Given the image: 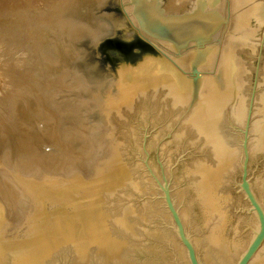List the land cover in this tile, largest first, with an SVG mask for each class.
<instances>
[{
	"label": "water",
	"instance_id": "water-1",
	"mask_svg": "<svg viewBox=\"0 0 264 264\" xmlns=\"http://www.w3.org/2000/svg\"><path fill=\"white\" fill-rule=\"evenodd\" d=\"M134 2L170 43L103 44L91 154L24 172L0 144V264H264V0H195L183 48Z\"/></svg>",
	"mask_w": 264,
	"mask_h": 264
},
{
	"label": "rangeland",
	"instance_id": "rangeland-1",
	"mask_svg": "<svg viewBox=\"0 0 264 264\" xmlns=\"http://www.w3.org/2000/svg\"><path fill=\"white\" fill-rule=\"evenodd\" d=\"M176 1L158 0L159 10L180 17L195 3L181 7L185 1ZM135 8L134 0H0V144L8 145L3 163L11 159L12 142L24 172L40 161L66 174L91 154L92 135L103 128L92 118L106 82L99 66L103 44L131 41L137 33L170 43L143 30ZM105 15L120 26L113 28Z\"/></svg>",
	"mask_w": 264,
	"mask_h": 264
},
{
	"label": "flooded vegetation",
	"instance_id": "flooded-vegetation-1",
	"mask_svg": "<svg viewBox=\"0 0 264 264\" xmlns=\"http://www.w3.org/2000/svg\"><path fill=\"white\" fill-rule=\"evenodd\" d=\"M147 7V6H146ZM153 8L149 7L150 12L153 14L156 18H165V19H172L179 21L182 19L183 21L186 19L187 24L182 26L178 23L183 22L179 21L177 23L168 24L167 27H165L164 34L166 35V39L172 40L177 47H185L190 41H199L204 40V37L209 34L211 25L208 26L209 21L204 18L201 19L199 16H192V17H173V16H164L159 10L157 6H152ZM189 18H192L190 21ZM179 19V20H178ZM202 22V23H201ZM205 26L204 30L202 29V26ZM166 25V24H165ZM154 41V40H151ZM157 42V41H155ZM162 43V42H161ZM168 44V43H163Z\"/></svg>",
	"mask_w": 264,
	"mask_h": 264
},
{
	"label": "bare ground",
	"instance_id": "bare-ground-1",
	"mask_svg": "<svg viewBox=\"0 0 264 264\" xmlns=\"http://www.w3.org/2000/svg\"><path fill=\"white\" fill-rule=\"evenodd\" d=\"M121 1H122V0H121ZM179 1H180L181 3H183V2L185 1V2L181 5V7H184L185 5H187L188 2H190V0H179ZM176 2L178 3V0H177ZM181 3H180V4H181ZM67 10H68V9H67ZM69 10H70V9H69ZM125 13H126V12H125ZM126 14H127V13H126ZM128 14H129V13H128ZM105 16L109 19V21H111V23H112V25H113V26H112L113 28H115V27L117 28L118 26H120V25H119V22H118V19L112 18L111 16H108V15H105ZM127 16H128V15H127ZM74 17H75V16H74ZM125 17H126V16H125ZM125 17H124V18H125ZM128 19L130 20L129 24H132V23H133L132 26H133V25L135 26V21L132 19V17H129V16H128ZM73 20H74V19H73ZM103 21H104V20H103ZM107 23H108V22H107ZM108 24H109V23H108ZM108 24H107V25H108ZM129 24H128V25H129ZM105 25H106V24H105ZM105 25H104V26H105ZM97 26H98V25H97ZM108 26H109V25H108ZM96 28H97V27H96ZM98 28H99V27H98ZM134 28H135V27H134ZM105 29H106V27H105ZM135 29H136V28H135ZM77 30H78V29H77ZM88 30H89V29H88ZM133 30H134V29H133ZM78 31H79V30H78ZM80 32L83 33V34L87 33V36H88V37L91 35V33L89 34L88 32H84V31H80ZM99 32H100V30H99ZM106 32H108V30H107ZM101 33H103V32H101ZM127 33H128V34H131L129 31H127ZM96 35H97V33L95 34V32H94L93 35H91V36L96 38ZM87 36H86V37H87ZM151 40H153V39H151ZM155 41H156V40H154V42H155ZM157 42H158V43H161V42H162V43H167V42H163V41H157ZM4 43H5V41H4ZM168 44H169V43H168Z\"/></svg>",
	"mask_w": 264,
	"mask_h": 264
}]
</instances>
